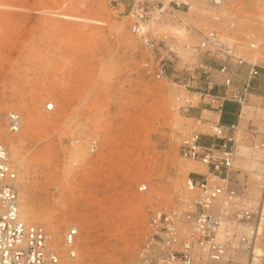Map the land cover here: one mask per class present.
I'll return each instance as SVG.
<instances>
[{"label": "rangeland", "instance_id": "obj_1", "mask_svg": "<svg viewBox=\"0 0 264 264\" xmlns=\"http://www.w3.org/2000/svg\"><path fill=\"white\" fill-rule=\"evenodd\" d=\"M142 1L163 9L145 20L155 49L134 29ZM210 31L217 42L202 45ZM158 61L168 77H157ZM225 61L264 69V0H0V141L19 169L23 218L59 240L80 228L78 256L60 264H146L151 219L179 204L194 167L207 171L179 152L202 97L174 76L189 67L208 80L218 71L203 64ZM245 107L233 182L251 206L264 181L250 136L264 134V91ZM16 109L23 126L9 134ZM236 255L227 264H241Z\"/></svg>", "mask_w": 264, "mask_h": 264}, {"label": "built area", "instance_id": "obj_2", "mask_svg": "<svg viewBox=\"0 0 264 264\" xmlns=\"http://www.w3.org/2000/svg\"><path fill=\"white\" fill-rule=\"evenodd\" d=\"M223 1L211 0L214 4ZM116 3L120 4L118 1ZM136 10L138 20L134 29L141 34L144 45L155 49L145 20L163 9L142 1ZM243 61L239 59L240 64ZM205 68L224 75L226 90L211 93L212 100L222 103L226 100L241 105L246 103L252 81L261 76V68L256 63L249 64L246 80L241 85L235 81L239 67H234L230 61L222 62L218 68ZM205 68L200 72L208 73L209 70ZM156 71L159 78L169 76L167 68L160 61L157 62ZM174 77L187 89L196 88L198 93L200 80L193 69L184 67ZM47 107L53 108L54 103L48 102ZM22 126V114L9 112L7 133L20 132ZM237 128V124L226 125L216 121L209 123L210 131L207 134L196 129L182 134L180 154L205 164L207 171H192L180 191L179 204L151 219V235L141 251L146 264H227L225 259L230 252L247 254L246 260L233 258L232 261L264 264V202L242 205L238 188L233 182ZM250 136L257 143L256 146L264 150V134L251 131ZM146 188L143 186L141 190ZM21 209L19 169L12 161L10 146L6 141H0V264H60L63 258L78 256V225L68 227L59 240L53 231L42 224L24 219ZM182 230H186L184 237Z\"/></svg>", "mask_w": 264, "mask_h": 264}, {"label": "crops", "instance_id": "obj_3", "mask_svg": "<svg viewBox=\"0 0 264 264\" xmlns=\"http://www.w3.org/2000/svg\"><path fill=\"white\" fill-rule=\"evenodd\" d=\"M204 67H209L211 64L204 63ZM249 68V64H244L239 67V72L235 76L237 84L241 85L246 80V74ZM200 89L197 90L201 95V101L193 105L192 117L200 121L196 124L195 129L201 131L204 134L209 133V123L220 121L223 124L231 125L237 124L242 121V118L247 112V108H243V105L226 100L222 103L220 100H212L211 93L217 94L224 92L226 86L224 85V75L222 73H215L214 77L207 80L206 76L200 80L197 84ZM264 91V69H261V76L252 81V90L249 93V99H256L258 93ZM222 104V105H221ZM209 140V138L206 136ZM201 168V167H200ZM203 170V168H201ZM201 172V171H199Z\"/></svg>", "mask_w": 264, "mask_h": 264}, {"label": "bare ground", "instance_id": "obj_4", "mask_svg": "<svg viewBox=\"0 0 264 264\" xmlns=\"http://www.w3.org/2000/svg\"><path fill=\"white\" fill-rule=\"evenodd\" d=\"M182 1V0H181ZM218 36L219 35H216L215 33H211V31L208 33V34H206V35H203V40L201 41L202 42V45H205L207 42H208V40H213V41H215V39L216 38H218ZM215 42H217V41H215ZM218 45V44H217ZM220 47H222V46H220ZM56 97V92H54V91H51V92H49L48 93V95H47V98L48 99H53V98H55ZM16 111H17V109H16ZM263 165V174H264V164H262ZM192 170H195V171H198V170H200V167H194V169H192ZM264 176V175H263ZM261 177H262V175H261ZM264 178V177H263ZM258 193H259V195H260V197H261V200H260V203H263L264 202V181H263V184H262V187H261V189H259L258 190ZM55 233V232H54ZM246 256V257H243V256ZM236 257H239V258H241V259H247V254H245V253H238L237 255H236Z\"/></svg>", "mask_w": 264, "mask_h": 264}]
</instances>
